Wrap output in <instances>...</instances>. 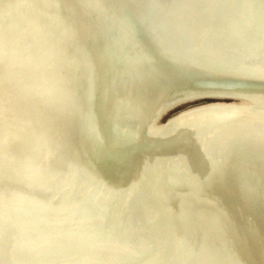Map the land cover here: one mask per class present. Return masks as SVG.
I'll use <instances>...</instances> for the list:
<instances>
[{"label":"bare ground","instance_id":"1","mask_svg":"<svg viewBox=\"0 0 264 264\" xmlns=\"http://www.w3.org/2000/svg\"><path fill=\"white\" fill-rule=\"evenodd\" d=\"M0 264H264V0H0Z\"/></svg>","mask_w":264,"mask_h":264},{"label":"water","instance_id":"2","mask_svg":"<svg viewBox=\"0 0 264 264\" xmlns=\"http://www.w3.org/2000/svg\"><path fill=\"white\" fill-rule=\"evenodd\" d=\"M212 92H214V94H211V93L209 94L206 92H196L194 94H183V95L177 96L172 101L168 102L170 104V106L168 108L163 107L164 109L162 108L161 112L163 111L162 114H165L169 110H171L175 107H178L182 104L195 102V101L220 100V99L234 100V99H237V95H235L234 93H231L230 91H229V93L228 92L219 93L221 91H217V90H213Z\"/></svg>","mask_w":264,"mask_h":264},{"label":"rangeland","instance_id":"3","mask_svg":"<svg viewBox=\"0 0 264 264\" xmlns=\"http://www.w3.org/2000/svg\"><path fill=\"white\" fill-rule=\"evenodd\" d=\"M232 102L233 100H225V99H220V100H206V101H195V102H191V103H186V104H182L178 107H175L171 110H169L167 113H165L161 118H160V123L161 124H167L170 119L176 117L177 115H179L181 112L188 110L190 108H194V107H198V106H202V105H206L208 103H213V102Z\"/></svg>","mask_w":264,"mask_h":264}]
</instances>
